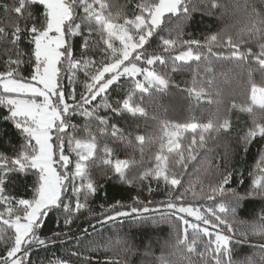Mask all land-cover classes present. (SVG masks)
<instances>
[{
	"label": "snow or ice",
	"instance_id": "1",
	"mask_svg": "<svg viewBox=\"0 0 264 264\" xmlns=\"http://www.w3.org/2000/svg\"><path fill=\"white\" fill-rule=\"evenodd\" d=\"M0 9V124L15 136L0 129V264H37L34 252L68 240L75 245L66 257L48 264H92L99 245H82L89 229L71 228L85 211L101 226L119 218L145 230L171 224L158 255L144 245L146 264H264V155L248 191L229 186L232 158L264 141V0H14ZM197 14L222 26L188 32ZM225 63L232 68L219 70ZM175 94L189 112L215 109L206 120L175 119L165 103ZM233 112L251 121L235 145ZM28 175L17 192L16 177ZM98 177L137 194L97 214ZM154 182H163L165 199L142 198ZM251 200L262 206L241 220ZM53 213L66 231L43 236ZM249 237L261 242L238 257ZM107 249L105 264H128L140 251L128 234Z\"/></svg>",
	"mask_w": 264,
	"mask_h": 264
},
{
	"label": "trees",
	"instance_id": "2",
	"mask_svg": "<svg viewBox=\"0 0 264 264\" xmlns=\"http://www.w3.org/2000/svg\"><path fill=\"white\" fill-rule=\"evenodd\" d=\"M13 2L14 0H0V5L4 3L11 5ZM125 2L126 0H120V3L122 4ZM3 18H6L5 13L2 11V9H0V19ZM221 26V23L216 19L207 15L202 18L199 14H197L187 31L200 36L201 34L218 31ZM76 43L78 44L79 40H77ZM231 68L232 65L225 63L219 70L229 71ZM229 75H231L230 72ZM176 79L178 81H184L189 79V77L187 74H177ZM239 98L243 99L242 96ZM165 103L171 106L168 115L181 121L187 119L190 115H195L197 118L206 120L209 109H215V106H209L205 103L196 108L195 112H189L187 108V102L184 101L179 94H175L172 97L167 98ZM231 118L233 128L230 140L231 143L235 145L236 137L242 135L243 132L246 131L247 126L251 123V121L247 113L233 112ZM77 122H80L79 118H77ZM0 129H3L5 139L12 137L13 141H15V136L11 132L10 125L0 124ZM154 130L155 125L154 123L150 122L148 131L152 132ZM224 142L225 141L222 140V143ZM3 150L6 149L4 148L3 144H0V151ZM219 151L222 153L223 148L221 147ZM120 155L123 157L124 153L121 152ZM261 155H264V141L260 140L259 138L253 142L246 156L237 152L231 161L232 167H234L237 171L233 176L229 186L235 188L241 194L248 191L251 187L252 179L254 178L252 175H250V173L254 172L256 162ZM191 179L193 182H195L196 177L194 174L192 175ZM16 180L19 185L16 191L23 193L24 189L31 184L32 177L30 175L17 176ZM241 181H243V183H241ZM99 183L102 185V187L99 189L96 196L90 201L91 208L97 214H100L103 211L101 205L106 206L113 204L117 200L121 201L124 205L129 204L131 202V197L136 195L138 191L137 189L122 185L116 180L99 179ZM205 183H207V180H205ZM152 188L153 191L151 193H149L147 190L143 191L142 198L154 201H161L165 199L163 182L160 183L159 187L154 182L152 184ZM261 206V202L258 200L245 202L243 208L239 211V218L241 220L252 221ZM58 220L60 221L59 226L57 224ZM90 225H95V231L92 230ZM71 228L75 235H81L83 229L88 228L90 234L81 241V244L87 245L89 241H94L97 245H99V251L92 253V264H105L106 258L113 256V252L107 249V243L109 239H111L114 245L116 237L118 235L123 236L125 234L130 236L131 242L136 248L140 250L137 254L128 256V264H146L150 258L143 256L144 245L151 242L153 250L158 255L161 245L173 231L172 225L163 221L160 222L158 226L147 230L138 228L134 226L133 221L130 218H119L115 222H109L101 226L100 224L96 223L95 218H93L87 211H85L83 215L76 218L75 222L71 225ZM78 228L79 231H77ZM57 231H66L63 225V217L61 213H53L46 219L42 230V235L49 236L53 232ZM260 242L261 241L258 237H249V244L237 246L238 257L242 258L244 256L250 255L254 251L250 245ZM74 245V240H68L66 244L56 243L54 245L48 246L46 249L41 248L39 251L34 252L32 258L37 262V264H40V261H43V264H48V260L50 259L66 257L67 249L73 247Z\"/></svg>",
	"mask_w": 264,
	"mask_h": 264
}]
</instances>
